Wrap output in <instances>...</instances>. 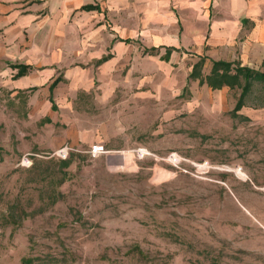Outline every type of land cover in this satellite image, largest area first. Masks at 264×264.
I'll list each match as a JSON object with an SVG mask.
<instances>
[{
  "label": "rangeland",
  "instance_id": "1",
  "mask_svg": "<svg viewBox=\"0 0 264 264\" xmlns=\"http://www.w3.org/2000/svg\"><path fill=\"white\" fill-rule=\"evenodd\" d=\"M88 1L101 13L0 12V264H264V84L245 120L241 89L189 79L200 56L204 76L211 60L264 72V45L205 49L162 4ZM161 46L181 51L145 52Z\"/></svg>",
  "mask_w": 264,
  "mask_h": 264
},
{
  "label": "crops",
  "instance_id": "2",
  "mask_svg": "<svg viewBox=\"0 0 264 264\" xmlns=\"http://www.w3.org/2000/svg\"><path fill=\"white\" fill-rule=\"evenodd\" d=\"M18 1L0 0V12H10L12 7L19 3ZM259 1L261 0H155V2L152 0L151 3L162 4L163 7L168 8V12L171 11L174 14L175 19L173 20L178 27L179 38L187 39V43L202 44L205 46V49H208L210 45L233 43L238 37L245 38L247 45H264V18H260L264 16V7H256ZM37 3H43L44 6H47L52 3V0H37ZM83 5L81 8L83 11H97L101 13V6L98 3L87 0ZM87 7L95 9L88 10ZM250 25L253 27L252 32L244 30L245 27ZM125 40H131L130 43L136 42L131 38H118L117 41L130 44L124 42ZM161 43L167 44L172 42L166 41ZM177 49L181 51V49ZM31 70H33V66Z\"/></svg>",
  "mask_w": 264,
  "mask_h": 264
},
{
  "label": "trees",
  "instance_id": "3",
  "mask_svg": "<svg viewBox=\"0 0 264 264\" xmlns=\"http://www.w3.org/2000/svg\"><path fill=\"white\" fill-rule=\"evenodd\" d=\"M87 9L94 10L95 8L87 7ZM124 42L130 43L131 40H125ZM162 48L166 50L163 60L167 62L170 61V58L174 52L179 51L176 47L171 46L146 49L145 52L149 53L150 55H154ZM199 58L200 62L194 66L189 79L199 80L200 85H207L212 90H222L225 87H228L231 90L241 89L242 92L239 99L237 100L234 110L232 111V116L234 118H243L245 120H249L248 117L243 116L240 114V112L245 107H247V100L253 93L254 86L256 84H264V72L255 70L248 66H243L239 61L229 62L223 60H211L212 69L207 76H204L202 69L208 58L202 56ZM13 68L17 70L16 78L20 79L29 73V71L32 69V66L16 64L13 65ZM59 81V79H56L50 86L51 94L54 88L58 85ZM50 101L54 105L52 95ZM261 107L264 108V105ZM66 164H68V162Z\"/></svg>",
  "mask_w": 264,
  "mask_h": 264
},
{
  "label": "built area",
  "instance_id": "4",
  "mask_svg": "<svg viewBox=\"0 0 264 264\" xmlns=\"http://www.w3.org/2000/svg\"><path fill=\"white\" fill-rule=\"evenodd\" d=\"M90 155L93 156V157H99L101 155H104L106 153H108L107 150H105L102 146L100 145H95L93 146L90 151H89ZM57 155L61 158H68L69 156V148L68 147H65V148H62L61 150H59L57 152Z\"/></svg>",
  "mask_w": 264,
  "mask_h": 264
}]
</instances>
